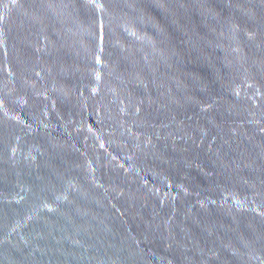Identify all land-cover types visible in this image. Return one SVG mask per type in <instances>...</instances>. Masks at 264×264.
<instances>
[{"label":"water","instance_id":"95a60500","mask_svg":"<svg viewBox=\"0 0 264 264\" xmlns=\"http://www.w3.org/2000/svg\"><path fill=\"white\" fill-rule=\"evenodd\" d=\"M0 264H264V0H0Z\"/></svg>","mask_w":264,"mask_h":264}]
</instances>
